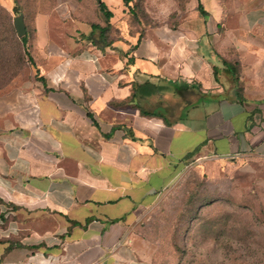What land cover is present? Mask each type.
<instances>
[{
  "label": "crops",
  "instance_id": "1",
  "mask_svg": "<svg viewBox=\"0 0 264 264\" xmlns=\"http://www.w3.org/2000/svg\"><path fill=\"white\" fill-rule=\"evenodd\" d=\"M190 8L107 49L37 19L43 80L0 97V264H143L134 230L190 166L264 171V0Z\"/></svg>",
  "mask_w": 264,
  "mask_h": 264
},
{
  "label": "rangeland",
  "instance_id": "2",
  "mask_svg": "<svg viewBox=\"0 0 264 264\" xmlns=\"http://www.w3.org/2000/svg\"><path fill=\"white\" fill-rule=\"evenodd\" d=\"M104 1L115 15L108 41L167 23L179 30L191 11L190 0H131L142 20L138 24L122 0ZM19 15L25 17L34 55L39 17L47 19L50 37L63 45L85 38L76 32L77 22L82 28L104 24L95 0H0V26L7 25L16 37ZM16 44L14 50L0 51V97L36 80L35 66ZM210 167L190 166L137 224L135 246L143 264H264V171Z\"/></svg>",
  "mask_w": 264,
  "mask_h": 264
},
{
  "label": "trees",
  "instance_id": "3",
  "mask_svg": "<svg viewBox=\"0 0 264 264\" xmlns=\"http://www.w3.org/2000/svg\"><path fill=\"white\" fill-rule=\"evenodd\" d=\"M95 1L97 2L98 11L100 14L99 16L102 17V21H104L103 22L104 24H98V23L91 24L90 26H91L92 31L89 35H86L84 39L93 43L95 46L99 47L100 49H107L109 47H112L113 43L115 42V41H108V34L114 25L112 20L114 19L115 15H114V12L109 9L107 3L104 0H95ZM122 1H123V4L125 6V10L127 11V13L131 14V18L134 21H136L138 24H141L142 20L138 18L137 11L135 9L137 4H132L131 0H122ZM202 13H205V12L202 10ZM26 28H27V26H26ZM149 28H153V27H149ZM146 30H143V32H140V38L142 36H144ZM17 35H18V33H17ZM29 36H30V34H29L28 30H27L26 36L21 38L19 36L16 37L15 32L13 30H11L7 25L0 26V51L3 48L9 49V50H14L17 46L16 42L18 40L23 46V49L25 51V55L30 59L33 66H35V68H36V64L34 62L35 60H34L33 52H32V50L28 49ZM0 59H1V56H0ZM236 72L237 71L235 70V73ZM36 79L40 80V81L43 80V78L38 77V74H36ZM151 89L157 90L158 87L155 86V84H150V83L135 86L133 98H136L138 96V92H140L141 90L149 91ZM139 109H140L141 114L143 116L160 117V118H163L165 120V122L170 124V122L167 121L163 115H161L157 112H147V111H144L143 109H141L140 107H139Z\"/></svg>",
  "mask_w": 264,
  "mask_h": 264
},
{
  "label": "water",
  "instance_id": "4",
  "mask_svg": "<svg viewBox=\"0 0 264 264\" xmlns=\"http://www.w3.org/2000/svg\"><path fill=\"white\" fill-rule=\"evenodd\" d=\"M15 28L16 31L18 33L19 37H24L27 34V28H26V24H25V18L24 15H19L16 19H15Z\"/></svg>",
  "mask_w": 264,
  "mask_h": 264
}]
</instances>
